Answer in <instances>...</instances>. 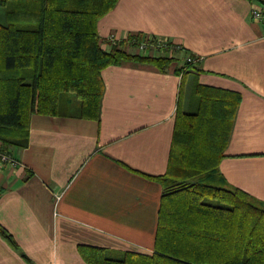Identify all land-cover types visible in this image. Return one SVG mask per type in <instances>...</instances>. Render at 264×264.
I'll list each match as a JSON object with an SVG mask.
<instances>
[{
    "label": "crops",
    "instance_id": "0c3cea01",
    "mask_svg": "<svg viewBox=\"0 0 264 264\" xmlns=\"http://www.w3.org/2000/svg\"><path fill=\"white\" fill-rule=\"evenodd\" d=\"M255 0H118L97 22L103 49L170 59L165 70L125 59L100 71L99 119L63 94L54 115L32 114L27 142L0 164V264H87L79 245L151 254L180 87L239 95L219 172L264 202V22ZM167 47H129L135 38ZM136 41V42H139ZM191 57L193 65H187ZM191 103V102H190ZM72 108V109H70Z\"/></svg>",
    "mask_w": 264,
    "mask_h": 264
},
{
    "label": "trees",
    "instance_id": "16d2710c",
    "mask_svg": "<svg viewBox=\"0 0 264 264\" xmlns=\"http://www.w3.org/2000/svg\"><path fill=\"white\" fill-rule=\"evenodd\" d=\"M117 2L0 0L3 150L24 145L30 116L56 114L63 94L78 117L99 119L106 66L132 59L166 69L163 56L127 53L121 43L102 48L97 22ZM188 100L184 107L180 87L168 166L155 177L162 195L152 253L79 245L87 264H264V202L230 186L218 168L239 95L196 84ZM0 236L16 247L2 226Z\"/></svg>",
    "mask_w": 264,
    "mask_h": 264
},
{
    "label": "built area",
    "instance_id": "2783aa9c",
    "mask_svg": "<svg viewBox=\"0 0 264 264\" xmlns=\"http://www.w3.org/2000/svg\"><path fill=\"white\" fill-rule=\"evenodd\" d=\"M256 2H261L262 5H258L256 7H253L251 10V17L254 20L264 22V0H255ZM117 43V42H116ZM154 44L152 42V39L144 40V41H139L137 43L138 49L140 51H143L144 49L147 48L148 45ZM156 47H167V42L164 40H156ZM193 59L188 56L187 61L191 62ZM16 162L14 158L5 150L2 149L1 143H0V164H7V165H14Z\"/></svg>",
    "mask_w": 264,
    "mask_h": 264
},
{
    "label": "rangeland",
    "instance_id": "374dc122",
    "mask_svg": "<svg viewBox=\"0 0 264 264\" xmlns=\"http://www.w3.org/2000/svg\"><path fill=\"white\" fill-rule=\"evenodd\" d=\"M258 5H262V3L261 2H256ZM0 20H3V11L0 9ZM152 42L154 43V44H152V46L153 45H156L155 43H156V40H152ZM137 43L138 42H136V41H134V43H132L130 46L131 47H129L130 49L132 48V50H134V49H138V45H137ZM156 47V46H155ZM138 51H140L139 49H138ZM186 62H187V60H186ZM70 109H72V108H70Z\"/></svg>",
    "mask_w": 264,
    "mask_h": 264
}]
</instances>
